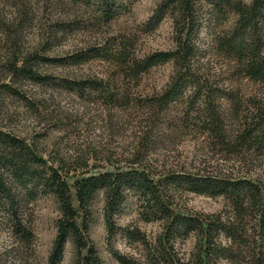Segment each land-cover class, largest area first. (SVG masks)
I'll use <instances>...</instances> for the list:
<instances>
[{
	"label": "trees",
	"instance_id": "16d2710c",
	"mask_svg": "<svg viewBox=\"0 0 264 264\" xmlns=\"http://www.w3.org/2000/svg\"><path fill=\"white\" fill-rule=\"evenodd\" d=\"M118 2L100 0L105 21L115 17ZM228 14L235 16L230 28L224 27ZM166 16L174 28L170 51L139 57L122 40L111 48L86 49L57 60L37 52L14 55L3 68L8 83L0 85V94L37 111L21 89L52 84L42 64L79 67L101 59L116 72L119 96L114 87L96 80L64 79L60 88L78 94L95 91L122 110L136 107L145 113L147 133L132 151L129 166L99 174L78 176L80 166L68 169L45 159L26 140L0 130V215L12 232L30 241L23 227L29 201L50 193L59 203L61 217L48 264L61 263L69 236L76 248L75 264H104L89 239L93 204L101 192L107 245L118 264H264V97L243 96L204 64L207 58H223L233 79L264 86V0H163L146 26L155 29ZM202 30L209 32L206 47L200 44ZM169 64L172 74L162 91L137 98L124 93L139 88L153 69ZM152 133L160 135L159 142L192 133L202 146L185 166L167 165L150 155V145L158 143ZM188 194L223 198L225 206L213 214L186 211L179 204ZM128 197L138 204L139 221L160 226L154 237L129 226L117 228ZM119 235L140 247L138 257L113 247ZM191 238L193 250L186 252L183 247Z\"/></svg>",
	"mask_w": 264,
	"mask_h": 264
},
{
	"label": "rangeland",
	"instance_id": "374dc122",
	"mask_svg": "<svg viewBox=\"0 0 264 264\" xmlns=\"http://www.w3.org/2000/svg\"><path fill=\"white\" fill-rule=\"evenodd\" d=\"M162 1L119 0V11L112 20L105 21L100 0H0V85L8 83L4 80L3 68L14 55L37 52L57 60L86 49L111 48L114 42L122 40L139 57L173 50L174 28L170 17L166 16L155 29L146 26ZM250 1L244 0L246 3ZM227 19L224 27L230 28L235 16L228 14ZM211 28L217 33L222 31L220 26ZM208 33V30H202L200 44L203 47L209 43ZM204 62L205 69L214 71L226 86L239 89L243 96L264 97V86L233 79L227 70V60L212 57ZM40 67L52 84L42 88L28 85L21 89L22 95L38 106L37 111L29 108L25 101L0 94V130L26 140L45 159L58 160L68 169L80 166L78 176L85 172L99 174L114 172L116 168L126 169L132 151L143 133H147L143 124L145 113L136 107L122 110L118 103L107 102L95 91L78 94L59 86L64 79H86L114 87L117 84L113 79L115 70L101 59L79 67L58 64H42ZM171 74L170 64L157 67L143 78L139 88L124 93L137 98L160 92ZM229 79H233V84H228ZM113 89L119 96L121 91ZM159 137V134L152 133L153 141L158 143L150 145L153 147L150 155L167 165L185 166L202 146L199 137L192 133H178L161 142ZM70 191L76 207L74 188L71 187ZM224 206L223 198L191 194L184 196L179 204L183 210L202 214L217 213ZM103 207L104 194L101 192L93 204L89 239L104 264H118L107 245ZM23 213V227L31 235L29 242L21 241L12 232L8 219L0 215V264H48L57 236V221L61 217L59 203L50 193L40 195L26 204ZM115 223L117 228L139 229L149 238L160 231L159 225L138 220V204L134 197H128ZM112 243L122 254L139 256L140 247L127 243L120 235ZM193 246L194 239L191 238L183 249L190 252ZM75 263L76 248L69 236L60 264Z\"/></svg>",
	"mask_w": 264,
	"mask_h": 264
}]
</instances>
